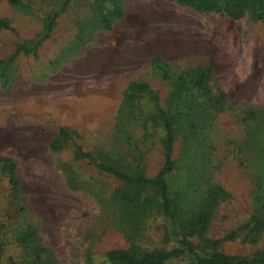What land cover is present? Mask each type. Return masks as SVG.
Listing matches in <instances>:
<instances>
[{
    "label": "rangeland",
    "instance_id": "obj_1",
    "mask_svg": "<svg viewBox=\"0 0 264 264\" xmlns=\"http://www.w3.org/2000/svg\"><path fill=\"white\" fill-rule=\"evenodd\" d=\"M65 1L0 0L12 28L0 29L2 264H111L110 250L171 249L218 188L227 197L190 238L197 253L259 256L264 24L180 0H71L60 11ZM207 69L212 77L196 86ZM160 110L176 132L174 221L155 189L97 168L156 177L166 153ZM61 129L69 136L53 151ZM166 264L198 262L184 254Z\"/></svg>",
    "mask_w": 264,
    "mask_h": 264
},
{
    "label": "trees",
    "instance_id": "obj_2",
    "mask_svg": "<svg viewBox=\"0 0 264 264\" xmlns=\"http://www.w3.org/2000/svg\"><path fill=\"white\" fill-rule=\"evenodd\" d=\"M71 0H66L60 11H63ZM180 2L187 4L199 11H209L213 13L223 12L232 20H240L246 16L248 12L252 13V16L258 21L264 24V0H180ZM58 14V13H57ZM57 14L51 18L47 23V31H50L51 24L55 20ZM102 23L107 28H111V22L102 17ZM0 29L11 30V26L6 19L0 20ZM23 46H19L15 55L9 59V62L13 61L22 51ZM213 72L211 69L204 70L198 76L194 84L201 86L204 82L212 77ZM162 124L166 130V153L163 167L160 169L156 177H132L127 173L118 170L115 167L107 166L104 164H97V168L108 175L119 179L123 183L140 185L145 187H151L156 190L162 200V208L164 214L171 220H173L172 213V199L170 196V188L167 182V176L171 174L176 168V162L174 160L175 144H176V132L172 120L169 115L159 111ZM68 133L61 129L59 137L54 139L50 147L53 151L60 150L64 145V138L68 137ZM63 138V139H62ZM77 156L88 160L90 163H96L95 158L89 152L84 151L82 148H78L76 152ZM1 162H8L2 159ZM10 183L17 186L16 177V165L11 163L10 165ZM227 197L225 191L221 188L214 189L209 193L205 207L199 216V219L188 226L183 227L182 237L178 242V245L171 249H159L153 251H138L136 249L124 250L114 249L107 253L108 261L111 264H166L170 260L177 259L184 254H189L195 258L198 264H264V251L252 259L227 256L220 253H214L210 256H200L195 245L191 241L199 227L205 226L211 217L212 210L215 205L222 198ZM256 229L260 230L264 227V220L255 219ZM208 246H217L219 243L214 241H207ZM3 244L0 242V264H2Z\"/></svg>",
    "mask_w": 264,
    "mask_h": 264
}]
</instances>
